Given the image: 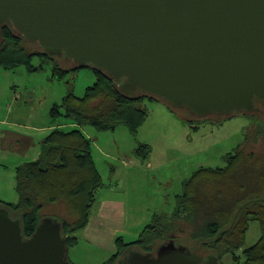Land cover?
I'll return each instance as SVG.
<instances>
[{
    "label": "water",
    "instance_id": "water-1",
    "mask_svg": "<svg viewBox=\"0 0 264 264\" xmlns=\"http://www.w3.org/2000/svg\"><path fill=\"white\" fill-rule=\"evenodd\" d=\"M5 28L122 93L139 90L197 118L264 109V0H0V38ZM0 264H71L61 224L44 218L26 238L0 208ZM117 264L204 259L170 241Z\"/></svg>",
    "mask_w": 264,
    "mask_h": 264
},
{
    "label": "trees",
    "instance_id": "trees-1",
    "mask_svg": "<svg viewBox=\"0 0 264 264\" xmlns=\"http://www.w3.org/2000/svg\"><path fill=\"white\" fill-rule=\"evenodd\" d=\"M35 58L41 63L39 66L32 64ZM45 63L52 65L54 75L74 74L78 71L72 68H62L57 60H54V56L45 53L38 44L25 41L15 29L2 30L0 67L12 70L18 66H25L30 73H36L42 70ZM90 69L96 75V82L86 89L82 98L75 97L72 88H68V93L61 104L51 107L49 111L50 130L41 143L38 159L15 167L14 184L17 203L0 200V208L5 209L11 219L20 221L26 238L34 233L42 219L50 218L61 224L62 236L67 240L68 247L77 244L81 232L88 224L92 208L97 203L98 193L105 188V184L94 163L90 142L84 133L75 127L90 125L99 130L115 131L119 126H124L134 135L147 117L142 101L146 98L154 100L141 94L139 90L132 94L122 93L113 81L93 68ZM61 117L66 118L74 128L65 130L66 123L60 121ZM149 153L150 148L146 144H140L132 151L133 159L142 163L148 159ZM225 160L226 166L223 168L200 170L209 172L208 176L211 179L214 176H220L225 182L222 184V189L229 187L233 189L228 196L223 197V200L217 194L204 201L206 206L208 202L213 204L210 206L211 212L217 210L222 204H234L233 198L239 193L244 196L254 193L252 200L264 197L260 194L261 190L245 191L247 188L246 174L249 172L246 170V163L240 154V149L234 154L227 155ZM257 165L259 167L254 168L255 173L264 178V161ZM198 173L192 176L195 180L193 183L204 179L205 175L197 176ZM233 177V182H231ZM186 183L189 184V180ZM189 187L191 184L186 187L184 184L183 194L176 196L179 198L176 211H172L170 215H164L163 212L158 213L157 217L152 219V223L142 228L135 241L126 243L122 238H117L115 240L116 252L103 264H116L134 249L137 252L154 254V250L160 245L176 239L167 238L170 235H177L176 220L197 225L192 208L201 209L204 202H198L194 196L195 192ZM60 203L66 206L67 218L64 215L60 219L59 214L54 217L51 207ZM45 210L49 213H45ZM231 214V208L227 207L225 211L222 209L219 223L209 225L206 233L200 230L198 237L193 239L198 241V245L200 242H207V248L214 250L218 258L227 254H235L236 250L241 249L239 259L242 261L237 264H264V202L256 201L249 204L247 212L244 213L245 218L238 219L235 232L239 231L240 244L228 243L225 238H217L214 241L218 232L230 222ZM204 216L205 218L214 217L213 215ZM251 221L259 223L261 236L255 244L244 248V234ZM235 247L237 249L232 250Z\"/></svg>",
    "mask_w": 264,
    "mask_h": 264
},
{
    "label": "rangeland",
    "instance_id": "rangeland-1",
    "mask_svg": "<svg viewBox=\"0 0 264 264\" xmlns=\"http://www.w3.org/2000/svg\"><path fill=\"white\" fill-rule=\"evenodd\" d=\"M54 60H57L64 69L75 66L72 61L65 60L63 56L54 57ZM32 64L39 66L41 63L35 58ZM53 73L50 63L43 64L42 70L36 73H30L25 66H18L12 70L0 67V119L6 118L7 114L12 112L13 117L9 122L15 124L19 121L23 132L34 133L37 129L48 131L49 111L53 105L61 104L68 93V88H72L75 97L82 98L86 89L96 82V75L90 68L80 69L74 74L54 75ZM142 106L147 111V117L134 135L124 126H119L115 131L99 130L90 125L75 127L81 130L90 142L94 163L105 184V188L99 191L97 200L103 190L112 189L116 185L115 179L109 182L114 172L119 175L124 170L131 173L139 168L143 170L145 178L142 182H137L135 188L130 187V194L127 197L128 208L133 204L134 216L139 221L141 216L148 217L140 230L152 223V219L157 217L158 213L170 215L172 211H176L179 202L176 196L183 194L184 184L189 178L197 172H199L197 176L205 175L207 178L209 172L206 171L225 167V157L234 154L240 147H243L240 154L245 160L249 174L255 173L254 165L252 166L251 163L259 164L262 163V159L264 160V119L254 116L255 114L250 116L252 112L234 115L227 119L221 116H208L204 119L197 118L183 109L167 105L158 99L154 101L146 98L142 101ZM15 118H21V120ZM251 118L254 121L259 119L260 125L252 123ZM60 121L66 123L65 130L74 128L66 118L61 117ZM2 127L0 124V129ZM140 144H146L150 148V155L144 163L134 160L132 155L133 149ZM251 145H255V150ZM131 159L134 163L130 164ZM122 161H127L129 167L123 168ZM112 166L113 171L110 169ZM5 179L6 174L3 172L0 185L5 182ZM258 185L264 193V181H258ZM2 189L8 191L10 186L6 185ZM12 194L14 200L10 198ZM119 196L122 197V194ZM3 201L17 203L15 189L13 192H8ZM210 206L213 204L208 202L207 208ZM58 207L66 208L64 203L51 207L54 217L59 214ZM162 208L164 209L160 211ZM209 210L211 211V207ZM44 212L49 213L46 210ZM234 212L235 209L232 213ZM65 217H68L67 211ZM227 226L228 224L224 229H227ZM179 228L187 229L180 225ZM260 236L259 223L251 221L244 234V248L255 244ZM137 238V236H124L122 240L128 243ZM174 241L175 246L190 247L192 251L194 247H198V241L193 238H176ZM227 242L240 244L239 238H228ZM114 243L115 240L113 245ZM109 247H111L110 244ZM235 249L237 248L232 250ZM238 250L235 254L221 256L220 263H240L242 250ZM133 251L137 250L130 252ZM115 252L116 250L113 254ZM113 254L97 244L92 246L81 240L78 244L68 247V260L71 264H103Z\"/></svg>",
    "mask_w": 264,
    "mask_h": 264
},
{
    "label": "crops",
    "instance_id": "crops-1",
    "mask_svg": "<svg viewBox=\"0 0 264 264\" xmlns=\"http://www.w3.org/2000/svg\"><path fill=\"white\" fill-rule=\"evenodd\" d=\"M12 117L13 113L10 112L6 118L0 119V124L3 126L0 129V181L3 178V172L6 174L5 182L0 185V200H4L8 192H13V189H15V167L22 163L36 161L38 159L41 152V143L48 134L46 132L50 130L37 129L34 133H25L22 131L19 121L15 122V124L14 122H9ZM15 119L21 120V118ZM26 142L28 143L25 144ZM134 160L131 159L130 164L134 163ZM121 163L123 168L129 167L127 161H122ZM110 169L113 171V166ZM144 178L145 174L141 168L133 173L124 170L123 173L117 175L114 172L109 182L115 179L116 185L112 189L103 190L102 194L98 197L97 203L92 208L88 224L81 232L78 242L81 240L92 246L97 244L102 249H107L113 254L116 249L115 243L113 245V242L119 238V235L120 238H124V236L138 237L141 232L140 228L147 222L148 217L141 216V220L139 221L134 216L133 204L128 208L129 200L127 197L130 194V187L135 188V184L142 182ZM6 185L10 186V190L5 191L2 189ZM120 194H122V197L119 196ZM10 198L12 200L15 199L13 194ZM109 244L111 247H109Z\"/></svg>",
    "mask_w": 264,
    "mask_h": 264
},
{
    "label": "flooded vegetation",
    "instance_id": "flooded-vegetation-1",
    "mask_svg": "<svg viewBox=\"0 0 264 264\" xmlns=\"http://www.w3.org/2000/svg\"><path fill=\"white\" fill-rule=\"evenodd\" d=\"M75 69V66L72 68ZM255 114L254 116H258V117H263L264 119V109L261 106L257 107L256 111H253L252 114H249L250 116ZM213 116H217V115H213ZM224 118V117H222ZM227 119V118H224ZM257 121H254L253 118H251L252 123H256L257 125H260L259 119H256ZM259 123V124H258ZM251 147L255 150V145H251ZM243 147H240V150ZM247 148V147H246ZM263 159L261 160V162L263 163ZM261 163V164H262ZM252 166L254 165V168L259 167V165H257V163H251ZM246 178H247V188L245 189V191H259L260 187L258 185V181H264V178L261 177L260 175L256 174V173H250V174H246ZM234 177L231 179V182H233ZM189 184H191V187H189V189H193V191L195 192V197L198 199L199 201H207L209 200L212 196L214 195H219V197L222 198L224 196H228L233 189L231 187L226 188V189H222V184H224L225 182L220 178V176H214L213 179H211L209 176L204 177L203 180L197 182V183H193L195 180L194 178H189ZM188 183L185 182V187L189 185ZM254 193H250L249 195H240V193L238 194V196H235L233 198L234 204L233 203H229V204H222L215 212H211L209 210V207L207 208L206 203H203V207L201 209H193L192 208V214L194 219L197 222V225L194 224H190L188 222H179L178 220H176L175 225L176 228L178 230L177 235H173V236H168L167 238H197L198 237V233L200 230L204 231L205 233L208 232V226L211 224H218L219 223V219L221 217L222 214V209L223 211H225V209L227 207L231 208V210L233 211L235 209V212L231 214V220L230 222H228V226L227 229H222L218 232V234L214 237L216 238L214 241L217 240V238H225V240L227 241L228 238H238V233L239 231L235 232L236 228H237V221L239 218H245L244 213L247 212V207L249 204L256 202V201H261L264 202V197L263 198H259L256 200H252V195ZM264 196V193H260ZM257 195V193L255 194ZM221 200V199H220ZM237 201V203H236ZM194 207V206H193ZM222 208V209H221ZM59 211V214L64 216L66 214V208L63 207H58L57 208ZM204 215H213V218H205ZM217 215V217H215ZM63 217H60V219ZM56 219V218H55ZM179 225L181 227H185L187 229L182 230L181 228H179ZM226 226V225H225ZM204 233V235H205ZM203 235V236H204ZM170 241H174V240H169ZM175 242V241H174ZM167 243V242H165ZM212 243V242H210ZM175 244V243H174ZM208 243H202L199 244L198 247H194L193 251L191 248L186 247L188 249H191L192 252H195L196 254L200 255L203 259H204V264H207L206 261L208 259V257H214L217 259V263H220L219 258L215 255L214 250L207 248ZM155 251V250H154ZM151 253V252H149ZM209 255V256H208Z\"/></svg>",
    "mask_w": 264,
    "mask_h": 264
},
{
    "label": "bare ground",
    "instance_id": "bare-ground-1",
    "mask_svg": "<svg viewBox=\"0 0 264 264\" xmlns=\"http://www.w3.org/2000/svg\"><path fill=\"white\" fill-rule=\"evenodd\" d=\"M241 115H242V114H241ZM227 118H229V117H227ZM204 119H205V118H204ZM204 243H205V241H204ZM199 244H202V242H200ZM126 255H127V254H126ZM126 255H125V256H126ZM116 264H117V263H116Z\"/></svg>",
    "mask_w": 264,
    "mask_h": 264
}]
</instances>
